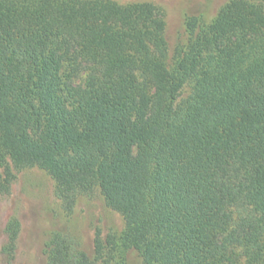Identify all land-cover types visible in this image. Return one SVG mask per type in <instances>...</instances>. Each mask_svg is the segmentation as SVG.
Returning <instances> with one entry per match:
<instances>
[{"label":"trees","instance_id":"obj_1","mask_svg":"<svg viewBox=\"0 0 264 264\" xmlns=\"http://www.w3.org/2000/svg\"><path fill=\"white\" fill-rule=\"evenodd\" d=\"M187 26L169 68L153 4L0 0V194L7 159L50 175L68 214L98 187L125 221L96 231L100 264L129 249L144 264H264V10L234 0ZM5 233L13 246L18 225ZM45 256L93 264L59 232Z\"/></svg>","mask_w":264,"mask_h":264},{"label":"rangeland","instance_id":"obj_2","mask_svg":"<svg viewBox=\"0 0 264 264\" xmlns=\"http://www.w3.org/2000/svg\"><path fill=\"white\" fill-rule=\"evenodd\" d=\"M120 5L150 3L162 13L164 36L168 47L169 68L190 39L188 22L197 27L209 25L219 11L234 0H110ZM264 10V2L252 1ZM190 93V81L183 85L177 102ZM13 181L8 194H0V264H46L45 246L55 232L72 236L80 249L95 261L93 240L96 231L106 240L109 235L120 236L125 221L120 213L109 208L99 190L78 199L71 214L66 213L55 193V182L38 167L16 168L6 160ZM5 167L1 170L4 171ZM9 222L18 225L13 246L8 243L5 228ZM111 264H144L138 252H119Z\"/></svg>","mask_w":264,"mask_h":264}]
</instances>
